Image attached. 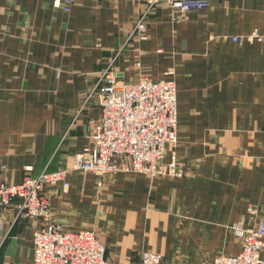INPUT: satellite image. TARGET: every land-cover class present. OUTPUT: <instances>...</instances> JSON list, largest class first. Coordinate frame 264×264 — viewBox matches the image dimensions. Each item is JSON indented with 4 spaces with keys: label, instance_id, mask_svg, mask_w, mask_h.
Here are the masks:
<instances>
[{
    "label": "crops",
    "instance_id": "0c3cea01",
    "mask_svg": "<svg viewBox=\"0 0 264 264\" xmlns=\"http://www.w3.org/2000/svg\"><path fill=\"white\" fill-rule=\"evenodd\" d=\"M57 1L0 0V184L73 166L101 113L97 95L83 103L115 58L120 82L175 80L178 143L165 161L184 175L71 169L45 187L55 221L94 229L106 264H140L144 250L166 264L239 253L240 231L264 217V42L232 37L264 30V0L183 14L158 3L148 38L128 41L149 0ZM42 226L0 207V264H32Z\"/></svg>",
    "mask_w": 264,
    "mask_h": 264
},
{
    "label": "built area",
    "instance_id": "2783aa9c",
    "mask_svg": "<svg viewBox=\"0 0 264 264\" xmlns=\"http://www.w3.org/2000/svg\"><path fill=\"white\" fill-rule=\"evenodd\" d=\"M158 3H164L180 14L204 10L209 5L208 0H149L134 21L127 41L133 37L148 38V15ZM57 4L70 10L73 0H58ZM232 39L264 42V30L255 28ZM114 59L100 73L83 103L97 95L101 113L91 121L90 144L75 155L73 166L26 175L18 183L0 184V207L14 203L16 218L36 217L43 222L34 235L32 264H106L105 244L94 229H69L54 219L45 187L57 185L69 170L99 175L117 171L184 175V169L175 157L165 161L169 146L178 143L175 80H152L148 74L141 73L137 80L120 82L112 69ZM249 211L256 213L257 209L249 206ZM240 234L242 248L239 253L217 255L199 264H264V217L254 227L242 229ZM140 264L166 263L162 253L144 250Z\"/></svg>",
    "mask_w": 264,
    "mask_h": 264
}]
</instances>
